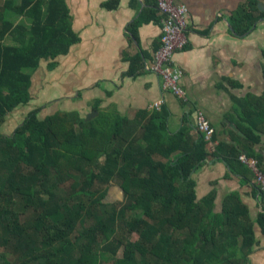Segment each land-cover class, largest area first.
Listing matches in <instances>:
<instances>
[{
    "label": "trees",
    "instance_id": "16d2710c",
    "mask_svg": "<svg viewBox=\"0 0 264 264\" xmlns=\"http://www.w3.org/2000/svg\"><path fill=\"white\" fill-rule=\"evenodd\" d=\"M257 2L238 10L237 30L253 27ZM10 13L25 21L15 25ZM7 34H18L20 45L4 44ZM77 40L64 0L0 5V247L17 252L0 251V264H250L264 206L253 221L231 193L216 212V192L198 199L193 175L220 158L254 177L238 159L243 151L264 167L254 149L264 135V94L239 102L246 124L238 147L213 149L197 130V140L191 130L170 136L164 116L147 120L144 111L133 119L100 112L87 121L65 110L40 117L36 107L2 132L7 114L31 100L41 59L67 53ZM112 184L124 201L105 202Z\"/></svg>",
    "mask_w": 264,
    "mask_h": 264
},
{
    "label": "crops",
    "instance_id": "0c3cea01",
    "mask_svg": "<svg viewBox=\"0 0 264 264\" xmlns=\"http://www.w3.org/2000/svg\"><path fill=\"white\" fill-rule=\"evenodd\" d=\"M6 1L0 0V5ZM176 1L188 11L189 41L174 56L184 72L185 100L164 90L163 79L147 69L161 44L156 0H64L78 40L67 53L41 59L32 73L31 100L7 114L2 132L9 134L21 124L5 132L9 120L17 122L19 111L26 116L36 107L41 108L40 117L65 110L85 119L94 112L133 119L144 111L147 120L155 113L164 116L170 136L191 130V139L197 140V117L203 112L215 130L217 147H238L245 141L240 127L246 124L239 102L249 94H264V15H260L264 0L257 2L256 22L249 31L237 30L233 17L250 0ZM21 2L15 0L16 5ZM9 18L15 25L25 21L14 13ZM3 43L20 45L19 35L7 34ZM161 99V110H153L151 105ZM254 149L264 156V135ZM174 159L175 154L170 160ZM193 179L198 199L216 192V212L222 211L231 193H238L252 220L257 219L261 206L254 177L232 172L217 158L204 162ZM254 231L257 244L250 264H264V234L258 224Z\"/></svg>",
    "mask_w": 264,
    "mask_h": 264
},
{
    "label": "built area",
    "instance_id": "2783aa9c",
    "mask_svg": "<svg viewBox=\"0 0 264 264\" xmlns=\"http://www.w3.org/2000/svg\"><path fill=\"white\" fill-rule=\"evenodd\" d=\"M156 2L162 26L161 44L155 52L153 62L147 69L163 79L164 90L170 91L180 100H185L186 94L182 85L184 72L176 64L174 56L178 51L183 50L189 41L187 35L188 11L184 5L177 4L176 0H156ZM163 103L162 99L158 100L151 105V108L160 111ZM196 130L203 135L205 141L213 149L217 147L214 140L215 130L203 112L198 114ZM238 158L250 168L254 175L262 209L264 206V167L256 156L241 153Z\"/></svg>",
    "mask_w": 264,
    "mask_h": 264
},
{
    "label": "rangeland",
    "instance_id": "374dc122",
    "mask_svg": "<svg viewBox=\"0 0 264 264\" xmlns=\"http://www.w3.org/2000/svg\"><path fill=\"white\" fill-rule=\"evenodd\" d=\"M22 116H24L23 118L26 117L25 114H20V111H19V112L16 114V117H15V121H17V122H12L11 120H9V121H8V125H6L5 132H9V131H11V130L15 127V125H16L17 123L22 122V119H23V118H21ZM118 201H119V202H120V201H121V202L124 201V194H123V192H122V190L120 189L119 186L112 184V185L108 188V194H107V197H106V199H105V202L115 204V203H117ZM137 238H138V237L135 235V236H134V239L136 240ZM6 250H7V249H4L3 247H0V251H6ZM7 251H8L9 254H10V255H9L10 258H14V257L17 256V252H13L11 248L8 249ZM109 264H113V262H110Z\"/></svg>",
    "mask_w": 264,
    "mask_h": 264
},
{
    "label": "water",
    "instance_id": "95a60500",
    "mask_svg": "<svg viewBox=\"0 0 264 264\" xmlns=\"http://www.w3.org/2000/svg\"><path fill=\"white\" fill-rule=\"evenodd\" d=\"M262 11H264V8H260ZM97 115V113L96 112H94V113H90L88 116H87V118H86V120L87 121H90L94 116H96Z\"/></svg>",
    "mask_w": 264,
    "mask_h": 264
}]
</instances>
